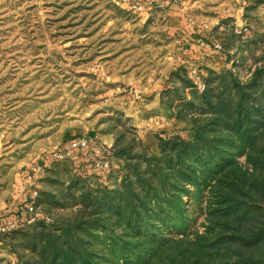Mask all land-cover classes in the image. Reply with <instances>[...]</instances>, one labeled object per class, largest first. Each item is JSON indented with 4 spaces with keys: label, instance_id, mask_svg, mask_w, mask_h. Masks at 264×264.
<instances>
[{
    "label": "rangeland",
    "instance_id": "obj_1",
    "mask_svg": "<svg viewBox=\"0 0 264 264\" xmlns=\"http://www.w3.org/2000/svg\"><path fill=\"white\" fill-rule=\"evenodd\" d=\"M170 6L188 18L196 58L168 30ZM231 79L258 101L247 155L186 106L192 92L227 94ZM157 112L177 126L163 132ZM200 131L214 140L202 152L209 168L236 162L197 188L172 177L161 145L195 142ZM107 134L114 145L103 156L119 159L109 175L75 146L93 139L105 149ZM243 174L246 185L264 175V0H0V205L18 202L27 184L38 215L0 235V264H190L195 254L200 264H264L263 202L249 201L260 210L241 223L223 213L220 196ZM231 231L242 249L220 241ZM254 234L259 243L247 244Z\"/></svg>",
    "mask_w": 264,
    "mask_h": 264
},
{
    "label": "trees",
    "instance_id": "obj_2",
    "mask_svg": "<svg viewBox=\"0 0 264 264\" xmlns=\"http://www.w3.org/2000/svg\"><path fill=\"white\" fill-rule=\"evenodd\" d=\"M213 76L220 77L215 74H213ZM213 76L206 80L207 85H209ZM181 83L183 84V87H185L186 80H182ZM187 83H189L190 88H194L191 82L187 81ZM229 84L232 85V89H229L227 94H225L224 91L222 94L214 96L212 95V90L210 89L202 92L201 94L198 92H192L193 99L188 102L186 106L187 108L192 109V111L200 110L202 114H209L208 116L213 119L212 124L215 125L216 128H219L222 133L228 134V142H226L225 146L235 144L240 153L247 155V146L250 140L252 141L253 132V130L249 128L248 123L250 122L249 119L251 117V113L254 111L255 113L259 112L258 101L252 100L247 102V93L243 91L244 88L239 86L234 79H231ZM251 87L253 88V85H251ZM166 93L168 92L163 94ZM194 96L198 97L201 103V106L198 108L194 105ZM234 101H237L236 104H234ZM181 109L185 110L186 108L182 106ZM201 133L202 132L200 131V133L195 134V142L192 143L187 142L182 138H175V143H171L170 141L161 145L163 152H166L167 148H169V154H167L164 164L167 166L168 171L172 174V177L185 180L190 185L196 186L197 188L201 187L203 180L206 181L209 177H211V175L213 176V173H217L216 175L221 174L224 171L225 166L228 167V164L236 162L233 158L222 159L221 161L219 160L214 162L213 168H209V164L205 163L202 152L204 147L210 148L211 143L214 140L212 141L206 139V136L204 135L207 134L206 132L204 134ZM199 141H202L203 145H200ZM204 167H208V170L203 171ZM244 177L245 175L243 174L237 182H231L233 184L231 196H228L227 194L220 196L221 204L227 206L226 210L223 212L225 213L224 217L226 221H232L235 219V221L239 220L241 223L252 213L251 210H260V207H254V204L252 203L253 201L257 203L263 202L264 204V175L260 178L254 179V182H250L249 185H246L247 182ZM218 179L216 180L217 182L221 180V178ZM171 188L177 189L174 185H172ZM156 195L157 194H155V196ZM251 195L256 196L258 199H252ZM162 201V198L159 197L158 203L160 204ZM181 204V199H179L175 207L177 214H180L181 212ZM137 209V206L134 205L130 211V219L134 217L137 219L140 215V212H138ZM162 213L161 209V214ZM233 232H236V234ZM238 232L239 231H231V234H224L221 236L220 241L228 243L230 247L234 246V249L240 250L242 249V246L244 247L245 243L237 240L236 237L239 235ZM235 235L237 236L235 237ZM260 236L261 234H254L252 238H250L251 241L247 244L251 245V242L258 244V238ZM192 258L193 259L190 264L201 263L199 254H195ZM250 259H252V257ZM248 262L249 260H247L244 264H249Z\"/></svg>",
    "mask_w": 264,
    "mask_h": 264
},
{
    "label": "crops",
    "instance_id": "obj_3",
    "mask_svg": "<svg viewBox=\"0 0 264 264\" xmlns=\"http://www.w3.org/2000/svg\"><path fill=\"white\" fill-rule=\"evenodd\" d=\"M168 30L172 32L173 37H175L176 40H178V46L180 50H183L185 52L186 57L194 58L195 56H198L196 53V50L199 49V45L191 39L192 37V28L188 26V18L183 14L182 10L178 8L177 6H170L168 9ZM202 49V48H201ZM194 51V52H193ZM196 58V57H195ZM168 87L166 88V92H169L170 85H172V82L167 81L166 83ZM159 94H156L154 96V100L156 104L159 106V109H161V100L159 99ZM161 111V110H160ZM156 114H159L160 121H162V125L159 127L163 129L162 131H169L172 130L175 126H177V121L175 118L171 116H165L162 112H157ZM160 124V122H159ZM151 128L146 129L144 131H141L139 134V140L143 145H147L146 143L150 142V139L152 138L151 136ZM102 143L107 145L105 150L108 149V152L113 150V145H114V140L112 139V135L107 134V137L102 138ZM146 147V146H144ZM85 152V157H86V149H82ZM106 155V154H105ZM108 157L106 160L109 162V167L106 169L107 170V175L110 173L114 172L116 168L118 167V162L119 159L116 158L115 156L107 155ZM78 160H81L82 158L78 157ZM78 163H81V161H78ZM87 168L90 172H94L95 170L92 169V167L87 166ZM103 175H106V173H102ZM28 185L25 184L24 187V194L21 196V194L18 196V202H15L14 205H9V206H1L0 205V225L5 226L7 223L6 217L8 216L9 213L14 212L18 210L17 206L18 204H22L23 209L22 212H19L16 216L12 215L11 221L16 225V228L20 226H25L31 223L33 220H35L38 215L36 214L35 211V205L34 201L30 199V196L32 194L31 188L28 190ZM17 201V200H16ZM14 207V208H13ZM19 207V206H18ZM13 208V209H12ZM6 223V224H5ZM10 223V222H8Z\"/></svg>",
    "mask_w": 264,
    "mask_h": 264
},
{
    "label": "built area",
    "instance_id": "obj_4",
    "mask_svg": "<svg viewBox=\"0 0 264 264\" xmlns=\"http://www.w3.org/2000/svg\"><path fill=\"white\" fill-rule=\"evenodd\" d=\"M79 149H86V157L93 164L94 167L101 170H106L109 167V162L103 156L105 155V149L97 146L96 142L93 139L82 140L75 145ZM61 158V156H57ZM37 192L31 194L30 199H32ZM16 228L15 224L8 223L5 226L0 225V235L9 231H12Z\"/></svg>",
    "mask_w": 264,
    "mask_h": 264
}]
</instances>
